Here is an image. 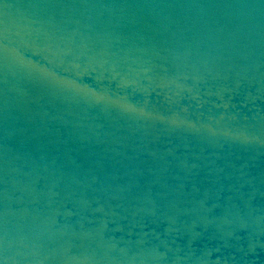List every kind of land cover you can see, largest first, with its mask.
Listing matches in <instances>:
<instances>
[{
    "label": "water",
    "instance_id": "95a60500",
    "mask_svg": "<svg viewBox=\"0 0 264 264\" xmlns=\"http://www.w3.org/2000/svg\"><path fill=\"white\" fill-rule=\"evenodd\" d=\"M0 264H264V0H0Z\"/></svg>",
    "mask_w": 264,
    "mask_h": 264
}]
</instances>
